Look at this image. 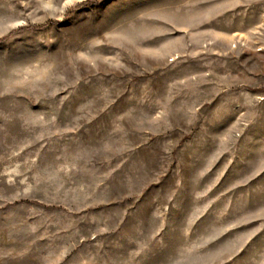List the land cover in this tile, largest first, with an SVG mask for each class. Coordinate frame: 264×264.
Instances as JSON below:
<instances>
[{
  "label": "rangeland",
  "instance_id": "1",
  "mask_svg": "<svg viewBox=\"0 0 264 264\" xmlns=\"http://www.w3.org/2000/svg\"><path fill=\"white\" fill-rule=\"evenodd\" d=\"M0 264H264V0H0Z\"/></svg>",
  "mask_w": 264,
  "mask_h": 264
}]
</instances>
